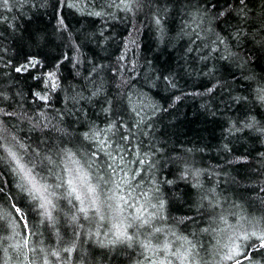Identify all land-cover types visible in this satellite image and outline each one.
Segmentation results:
<instances>
[{"label":"snow or ice","instance_id":"obj_1","mask_svg":"<svg viewBox=\"0 0 264 264\" xmlns=\"http://www.w3.org/2000/svg\"><path fill=\"white\" fill-rule=\"evenodd\" d=\"M189 96L223 164L156 137ZM246 143L264 146V0H0V264H264Z\"/></svg>","mask_w":264,"mask_h":264},{"label":"trees","instance_id":"obj_2","mask_svg":"<svg viewBox=\"0 0 264 264\" xmlns=\"http://www.w3.org/2000/svg\"><path fill=\"white\" fill-rule=\"evenodd\" d=\"M40 23L41 21L39 20L33 22L34 25ZM81 23L86 22L81 21ZM73 24L74 26H79L75 20H73ZM141 42L142 54L153 60L157 67L162 66L165 61L170 59L169 53L171 49L157 50L156 45L152 42L151 34L147 30L146 34L141 37ZM100 54L104 55L105 53L101 52ZM172 56L174 57L175 53H172ZM180 83L183 85L184 81ZM145 90L147 91V89ZM186 90H193L191 81H189ZM151 91L155 94L158 90L152 89ZM200 103L202 101L199 98L189 96L176 109H170L167 113L158 114L155 120V135L158 139L167 141L169 146L177 148L204 147L205 151L198 153L196 156V159L201 161L204 166L223 164L224 154L217 150L221 142V129L216 122L219 118L214 119L205 114L199 108ZM245 146L248 149L264 150V146L258 143L255 145L246 143ZM240 151H244V148H241ZM226 170L232 172L233 175L236 174L237 170L241 174L246 171V169L240 168L238 165H233L232 168ZM252 195L255 194L253 193Z\"/></svg>","mask_w":264,"mask_h":264}]
</instances>
